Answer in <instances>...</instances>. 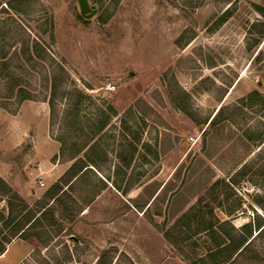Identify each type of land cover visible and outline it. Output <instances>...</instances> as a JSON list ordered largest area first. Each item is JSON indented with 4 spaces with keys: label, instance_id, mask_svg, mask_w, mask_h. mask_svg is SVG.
I'll use <instances>...</instances> for the list:
<instances>
[{
    "label": "rangeland",
    "instance_id": "374dc122",
    "mask_svg": "<svg viewBox=\"0 0 264 264\" xmlns=\"http://www.w3.org/2000/svg\"><path fill=\"white\" fill-rule=\"evenodd\" d=\"M89 1L91 18L78 0H0L8 181L38 168L40 123L64 163L92 164L57 221L27 232L37 248L24 264H225L210 257L216 241L251 228L244 258L228 264H264V0ZM156 173L169 182L143 215ZM6 206L0 195V215ZM9 235L0 216V242Z\"/></svg>",
    "mask_w": 264,
    "mask_h": 264
},
{
    "label": "crops",
    "instance_id": "0c3cea01",
    "mask_svg": "<svg viewBox=\"0 0 264 264\" xmlns=\"http://www.w3.org/2000/svg\"><path fill=\"white\" fill-rule=\"evenodd\" d=\"M20 112H22V111H20ZM27 127H28L27 124L25 125L22 123L21 126L19 128H17L16 132L19 134V136L21 135V138L23 136V133L26 132ZM38 128H39V131L37 133V149H35V156L33 159L35 161H38L39 164H38V168H33V169L31 168V169H29L30 171L27 172L30 181H28L26 183L23 182L21 184L17 183V181L13 180V179L11 180V182L8 181V179H10V178H7V176L9 175V171H10L9 168L10 167L6 163L0 161V177L3 178L8 183V185L26 201V203L30 207H34L36 202L44 195V193L54 183L58 182L60 180V178L62 176H64V174L72 167V165L76 161L75 160V161L70 162V163H68V162L64 163L61 160V156H60L61 144L57 140L49 137V134L46 131V127H45L44 123H43V125H42V123H40ZM42 144H45V146H42ZM33 159H32V161L29 162V164H31L34 161ZM91 165L92 164H90L86 160V163H84L83 167L75 168V172H74L75 174L72 173V175H68L66 177L68 179V183L67 184L63 183V186H64V189L68 192L69 196L63 197L61 204L57 205V208H59V209L57 210V208H56V210L53 212V215L48 214L45 217L47 219H50V218L53 219V223H51V225H53L57 221L55 218V214L59 213V216H60L61 212H59V211H60L61 207L65 208L63 206V205H65V202H66L65 199L71 198V200H72V186L76 182H78V179L82 178L85 171L89 170L90 167H92ZM36 179H37V181H36ZM104 181H106V183H108V185H110V182L108 180L105 179ZM167 181H168L167 179L165 181L161 180L160 181L161 185L159 186L158 185V182H159L158 174L156 173L153 178H150L146 183L143 184L144 188H146V189L152 188L153 189V192L149 193V195H150L149 200L145 201L142 204V206L137 205L138 209L143 212V215H146L148 212H152L150 206H152V204L157 199V197L160 193L159 192L160 190L158 187H160V189L165 188L164 186H166V184L169 182V181L168 182ZM162 182H165V183H162ZM105 189H106V187L103 190H105ZM170 189L171 190L169 192H171V193L174 192V190L172 188H170ZM33 190H34L35 195H37V196L32 194ZM137 194H139V193H137ZM138 196H143V195L140 193L139 195H137V198H138ZM135 200H137V199H135ZM87 205L83 209H86V207H88ZM183 209L184 208H181V211ZM161 214L162 213L160 211H155V217H153V218H157V216H161ZM184 215H186V214H183L181 218H183ZM41 220H43V219H41ZM42 225L40 224V226H42ZM21 233L22 232H20V234ZM17 241H21L22 244L28 248L24 250L23 256L17 258V260L14 264H24V262L26 260H28L29 257H31L32 253L35 252V250L37 248V242L36 241L31 240L29 238L17 237L15 239H13L9 244H6L5 251L2 254H0V264L6 258L7 250H9L11 248L12 244L16 243ZM47 247L48 246H45V248H47Z\"/></svg>",
    "mask_w": 264,
    "mask_h": 264
},
{
    "label": "trees",
    "instance_id": "16d2710c",
    "mask_svg": "<svg viewBox=\"0 0 264 264\" xmlns=\"http://www.w3.org/2000/svg\"><path fill=\"white\" fill-rule=\"evenodd\" d=\"M80 16L84 18V15L80 14ZM175 106L179 110L187 114L195 123H200L195 114L188 108L185 102H181L179 103V105L177 103ZM112 109L115 110L114 108ZM221 111V109L218 111L215 117L210 121V124L216 123L217 119L222 114ZM105 126L106 122L103 123L99 130H103ZM24 146L26 147L25 149L27 150V154H34V149L32 148V146ZM79 162V159L76 160L72 167L64 174V176H62L58 182L54 183L44 193V195L36 202L34 207H30L26 203V201L12 189L3 178L0 177V195L1 197L6 198L7 202V206L5 209L7 214L2 213L0 216L3 227L10 228V235L8 237H5L4 241L0 242V254L5 251L6 244H9L13 239L17 237L28 238L27 232L36 228L37 225H42L41 219H44L48 214L53 215V212L56 210L57 205L61 204L63 197L69 196L68 192L64 189L63 183H68V179L66 177L68 175H72V171L75 172V167L77 166V164H79ZM81 162L82 163L80 167H83L84 163L83 161ZM247 168L248 166L244 165L238 173L233 175V182H237L238 177L245 175L247 172ZM183 218L187 219L188 216L184 215ZM246 227L251 228V225L247 224ZM208 228H212V225L210 224ZM20 232L22 233L20 234ZM252 236L253 232L251 228L245 235H231L230 240H227V237H220V240L216 241V249L213 251L211 250V253H209L210 257L214 261L215 259L223 257V263L225 264H228L229 261L238 262L244 258V251L250 244L251 241H249V238H251Z\"/></svg>",
    "mask_w": 264,
    "mask_h": 264
},
{
    "label": "water",
    "instance_id": "95a60500",
    "mask_svg": "<svg viewBox=\"0 0 264 264\" xmlns=\"http://www.w3.org/2000/svg\"><path fill=\"white\" fill-rule=\"evenodd\" d=\"M78 5L80 8V13L86 18H91L97 13L95 5H91L89 0H78Z\"/></svg>",
    "mask_w": 264,
    "mask_h": 264
},
{
    "label": "built area",
    "instance_id": "2783aa9c",
    "mask_svg": "<svg viewBox=\"0 0 264 264\" xmlns=\"http://www.w3.org/2000/svg\"><path fill=\"white\" fill-rule=\"evenodd\" d=\"M108 86H109L108 88H111V89H114L115 88V86H113L111 83H109ZM76 264H86V263H76Z\"/></svg>",
    "mask_w": 264,
    "mask_h": 264
}]
</instances>
